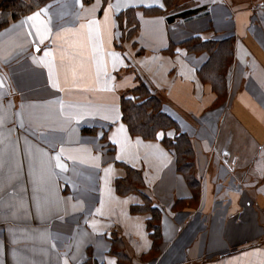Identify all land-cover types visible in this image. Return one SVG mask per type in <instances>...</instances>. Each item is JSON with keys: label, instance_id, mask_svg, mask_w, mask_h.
I'll return each mask as SVG.
<instances>
[{"label": "crops", "instance_id": "1", "mask_svg": "<svg viewBox=\"0 0 264 264\" xmlns=\"http://www.w3.org/2000/svg\"><path fill=\"white\" fill-rule=\"evenodd\" d=\"M195 36L232 39L221 85L202 77L209 52L183 46ZM140 82L193 142L195 198L165 132L122 118ZM128 166L145 184L120 194ZM144 195L157 249L131 210ZM122 261L264 264V0H55L0 29V264Z\"/></svg>", "mask_w": 264, "mask_h": 264}, {"label": "trees", "instance_id": "2", "mask_svg": "<svg viewBox=\"0 0 264 264\" xmlns=\"http://www.w3.org/2000/svg\"><path fill=\"white\" fill-rule=\"evenodd\" d=\"M55 0H1L0 1V29L7 26L11 20L33 12L44 5ZM90 2V0H85ZM167 8H171L176 0H164ZM171 2V3H170ZM160 8H143L146 13L159 12ZM131 11V10H130ZM125 16L126 12L123 13ZM120 16L124 18V16ZM131 18V17H130ZM124 32L131 38L137 31L138 25L135 22L127 21ZM183 46L192 52L207 51L210 54V61L206 64L202 77L211 79L213 84L221 85L225 78V69L233 56L232 39L223 41L204 40L200 36H195L183 43ZM131 95H124L121 99L122 118L127 123L130 133L134 136H141L144 139H155L160 130L165 132L162 138L163 144L174 150L177 158L178 170L184 173L194 192V198L199 195V180L196 177L194 168V146L191 138L180 129L179 122L166 111L163 110L162 102L154 96L144 83H139L132 91ZM83 130H87L83 128ZM90 130V129H88ZM92 131V130H90ZM171 133V134H170ZM128 174L125 178L117 179L116 188L120 194H127L139 191L145 184L143 174L132 168L127 167ZM132 212H147L150 214L148 219V229L154 240V249H157L161 238L160 221L162 210L155 206L152 200L144 195L142 205H132ZM112 251L117 252L120 258L126 259L121 252H118L117 245L119 240L112 238ZM120 264H126L123 261Z\"/></svg>", "mask_w": 264, "mask_h": 264}, {"label": "snow or ice", "instance_id": "3", "mask_svg": "<svg viewBox=\"0 0 264 264\" xmlns=\"http://www.w3.org/2000/svg\"><path fill=\"white\" fill-rule=\"evenodd\" d=\"M110 8H111V5H109V9H110ZM38 16H39V13H37V14H36L35 16H33V17H29L28 19H29V20H35V19L38 18ZM37 35H39L40 41L43 42L44 39H45V34H44V33H41V32L39 31V29H37ZM37 51H40V49L37 48ZM45 55L47 56L48 53H45ZM54 86H55V85H54ZM61 167H62V166H61Z\"/></svg>", "mask_w": 264, "mask_h": 264}, {"label": "rangeland", "instance_id": "4", "mask_svg": "<svg viewBox=\"0 0 264 264\" xmlns=\"http://www.w3.org/2000/svg\"><path fill=\"white\" fill-rule=\"evenodd\" d=\"M1 1V0H0ZM171 3V2H170Z\"/></svg>", "mask_w": 264, "mask_h": 264}]
</instances>
